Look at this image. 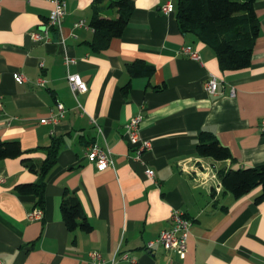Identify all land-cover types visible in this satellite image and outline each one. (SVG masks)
I'll use <instances>...</instances> for the list:
<instances>
[{
  "label": "crops",
  "instance_id": "crops-1",
  "mask_svg": "<svg viewBox=\"0 0 264 264\" xmlns=\"http://www.w3.org/2000/svg\"><path fill=\"white\" fill-rule=\"evenodd\" d=\"M64 1L61 28L48 29V42L34 43L30 34L47 27L51 3L0 0V139L18 141L24 152L0 159V264H97L91 252L101 255L99 264H264V202L254 201L261 188L236 199L216 173L264 164V0L254 1L259 36L251 64L236 71L221 69L210 47L179 31L178 0H130L123 33L98 52L90 45V22L95 14L117 18L108 7L116 0ZM167 3L173 11L165 15ZM80 21L85 27L75 26ZM182 46L200 61L183 55ZM66 57L74 63L66 66ZM135 62L153 73L130 78L127 67ZM16 73L25 82L17 83ZM69 73L87 86L76 98ZM211 75L215 95L204 89ZM57 102L65 109L60 121L40 123ZM137 115L140 135L152 145L139 160L125 137L126 123ZM201 131L214 133L233 161L199 156ZM55 139L61 145L46 177L43 215L29 219L36 198L19 195L15 186L38 176L22 160L43 161ZM92 143L110 151L112 164L103 171L86 159ZM147 169L154 171L152 180ZM64 193L79 201L89 232L67 230ZM173 211L189 223L186 250H146L170 228Z\"/></svg>",
  "mask_w": 264,
  "mask_h": 264
},
{
  "label": "trees",
  "instance_id": "trees-1",
  "mask_svg": "<svg viewBox=\"0 0 264 264\" xmlns=\"http://www.w3.org/2000/svg\"><path fill=\"white\" fill-rule=\"evenodd\" d=\"M255 0H178L176 22L182 34H192L215 53L221 69L236 71L251 64L253 47L259 36V19L254 10ZM114 9L117 18H102L95 14L90 22L94 35L91 47L95 52L106 49L113 38L121 36L133 11L130 0H116L108 3ZM130 78L149 77L153 67L142 62H135L127 67ZM125 92L129 89L126 84ZM61 141L53 140L46 148L47 156L43 161L23 159V165L38 179L32 184L15 186L19 195H32L36 206H44V191L47 174L54 167ZM197 154L214 161H233L229 150L222 146L216 135L210 131H201L197 138ZM24 152L18 141L0 139V159H16ZM217 177L223 189L239 199L253 189L261 191L255 197V203L264 202V164L237 170L220 169ZM60 212L68 231L91 230V225L84 217L81 205L76 197L64 193Z\"/></svg>",
  "mask_w": 264,
  "mask_h": 264
},
{
  "label": "built area",
  "instance_id": "built-area-1",
  "mask_svg": "<svg viewBox=\"0 0 264 264\" xmlns=\"http://www.w3.org/2000/svg\"><path fill=\"white\" fill-rule=\"evenodd\" d=\"M47 1H49L52 5L47 18V27H45L44 31L42 32H32L30 34L31 40L34 43L41 41L48 42L49 40L48 29L54 28L56 30H59L61 28L63 18L66 14V4L64 0H47ZM172 11L173 8L169 3L161 7V12L165 15L171 14ZM75 26L85 27V24L83 21H80L76 23ZM180 51L183 55H186L188 58L195 61H200L199 54L191 47L182 46ZM72 63H74L73 59L67 57L65 58L66 66ZM13 78L17 83H23L26 80L25 77H23L21 74L18 73L14 74ZM67 82L75 98L76 95L85 93L87 91V86L85 82L77 74L69 73L67 75ZM37 83L40 86L43 85V81L41 79H39ZM217 87H218V82L215 76L211 75L207 79L204 85V89L208 94L215 95L217 92ZM78 106L80 107L79 103ZM64 111H65L64 106L61 103L57 102L55 105V112L54 113L52 112L48 118L41 119L40 123L46 124L50 122L53 125H56L63 117ZM140 123H141V116L137 115L131 120H129L125 125V137L127 138L129 144L133 146L135 149L136 160H139L143 152L150 151L152 148L151 142L148 140H143L140 135ZM260 127L261 130L264 131V119L261 121ZM98 130L99 132H101L100 129ZM86 159L89 163H93L99 171H103L107 169L112 164V160L110 158V151L107 148L100 147L96 143H92L87 147ZM145 175L148 179L152 180L154 178V171H152L151 169H147L145 171ZM42 215H43L42 210L40 208H37L31 213H29L28 218L41 219ZM188 235H189L188 221L183 217L182 213H180L179 211H173L170 216V228L161 231L156 239L149 241L146 244V250L151 251V249L159 245L167 251H174V252L176 251L183 253L186 250ZM89 256L97 264L102 262L101 255L97 252H91ZM122 258L123 260L134 263V260L130 259L128 255H124ZM111 264H114L113 260Z\"/></svg>",
  "mask_w": 264,
  "mask_h": 264
}]
</instances>
